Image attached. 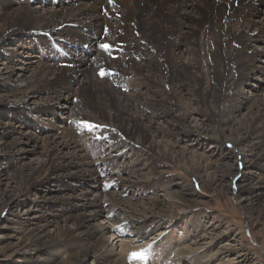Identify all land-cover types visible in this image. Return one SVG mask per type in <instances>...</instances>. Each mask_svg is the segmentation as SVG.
I'll return each instance as SVG.
<instances>
[{
  "label": "bare ground",
  "instance_id": "obj_1",
  "mask_svg": "<svg viewBox=\"0 0 264 264\" xmlns=\"http://www.w3.org/2000/svg\"><path fill=\"white\" fill-rule=\"evenodd\" d=\"M122 1L0 0V61L6 66L0 73V109L18 116L4 123L0 135V160H6L11 185L0 205L15 206L50 184L62 187L34 201L39 208L58 205L60 214L39 211L29 225L15 223L19 250L37 252L45 264H131L136 246L115 237L104 240L127 221L133 226L126 236L152 235L154 264H254L249 243L223 216L164 213L162 208L181 209L193 192L184 183L173 184L160 163L222 191L225 178H236L248 164L243 173L248 181L237 195L250 202L264 186V94L250 90L252 80L264 78V0ZM91 42L100 53L89 52ZM171 53H178L177 61L169 62ZM29 57L33 60L21 61ZM25 95L28 104L8 102ZM20 114L28 124L17 121ZM38 132L45 134L40 141ZM182 136L223 141L233 150L220 149L194 170L165 141ZM32 146L40 149L39 158L22 163ZM129 152L135 161L119 171ZM219 162L217 172L212 164ZM118 172L130 177L131 185H124L138 201L114 195L122 193L116 186L125 181ZM75 183L85 189L69 195ZM141 190L147 197L138 196ZM113 211L120 212L114 219L125 217L116 226L105 221ZM49 225L55 233L47 231Z\"/></svg>",
  "mask_w": 264,
  "mask_h": 264
},
{
  "label": "rangeland",
  "instance_id": "obj_2",
  "mask_svg": "<svg viewBox=\"0 0 264 264\" xmlns=\"http://www.w3.org/2000/svg\"><path fill=\"white\" fill-rule=\"evenodd\" d=\"M121 3H124V2L121 0ZM9 43L10 42H5L3 43L2 46L6 49L7 47H9L8 46ZM53 43L56 46V43L55 42ZM210 43H213V41ZM86 47L89 50V52H91L92 54L93 53L96 54L97 52L100 53L99 51L95 50V47H93L92 42L88 44ZM56 49L59 53L64 54L63 48L56 46ZM259 49L260 51L263 50L262 47ZM26 59L33 60L31 59V57H29V58L21 59V61H26ZM169 59H170L169 62L177 61L178 53H175V54L171 53ZM211 60L212 59L207 60L208 65H213L211 63L212 62ZM2 62L3 61H0V69H1L0 73L3 70L2 68L6 67L5 65H2ZM19 66H22V65L17 64V67ZM60 67L64 70L65 69L67 70L70 68L68 64H61ZM18 83L21 84V82H18ZM132 85H133L132 87L134 88V90L137 91V87H138L137 82L136 81L133 82ZM250 85H251L250 90H253L251 92H255L256 94V92L260 89V93L264 94V78H260L259 80H252L250 82ZM124 89H126L128 93L131 91L129 86ZM124 89L122 88L121 90H124ZM29 100L30 99H28L26 95L24 97L23 96H19V97L11 96L8 99V102L11 104H18V103L28 104ZM36 102L38 103L40 101H36ZM208 109H209L208 105H205L204 110H206L207 112L209 111ZM0 111H1L0 112V135H1V132L3 131L2 128L4 127V123L10 120H14L16 119L15 117H18V116L13 115L6 109L4 110L0 109ZM18 119L19 120L17 121L26 122V124H28L29 119H27L25 115L20 114ZM195 119H196L195 121L200 120L199 117L197 118L195 117ZM195 121L192 120L190 123L192 128H195L198 124ZM14 125H13L14 127H17V123ZM36 137H37V140L40 141L42 140L43 137H45V134L43 132L42 133L38 132V133H35V138ZM177 138L178 137H175V138L172 137L170 139L165 138V141H170L172 149H174L173 151L185 157L186 159L185 162L183 161L184 158H182L183 163L181 162V164L184 166V164L186 163V167H190L191 169H194V170H198V168L201 167L202 164L204 165L206 162V159L208 160V158L210 159V157L217 156L220 149L222 151L223 150H228V151L233 150V149L231 150V148H228L223 143V141L214 142L213 139L211 140V139L206 138L205 142L199 143V141H197V139H195V137L193 136H190V137L182 136L178 139ZM174 142H175V145H174ZM33 147L34 146L28 147V149H26L23 160L21 161L22 163H33L39 158L40 149L36 147L33 148ZM128 154L127 156L130 159L129 161H127L128 159H121L119 161V163H121L120 164L121 167L119 168V171H121L124 167H129L131 165L130 162L132 163L133 161H135L136 157L134 156V154L132 152H129ZM210 155H213V156H210ZM233 161L236 164V160L233 159ZM160 164L163 169L170 171V176L174 182L173 184H176L177 182L184 183L190 189H192L191 192H193V197L189 198L190 201H188V203L183 202V207L181 209L178 210L175 208L174 209L162 208L164 213L167 216L177 214L178 212H181V211L183 212V210H186L187 213L204 212L205 214L206 213L207 214H217V215L223 216L225 218V222L229 221L231 225H233L232 227H234L235 229H239L235 231L236 233L241 232L239 237L244 238L246 242L249 243V246L252 249L251 251L252 252L251 254L252 262L251 263L264 264V186H261L260 188L257 189L256 196L252 197L253 202L252 201L250 202L249 200H243L245 195H241L240 198L237 195L238 190H239L238 186L243 185L244 183L243 181H248V178H247L248 174H245L246 177L243 176L244 175L243 173H246L247 171H249L247 168L248 164H243L242 169H238L240 173L238 176H236V178H234L233 175H229L227 176V178H225V182H223V185H224L223 191L209 185L208 183L205 182V179L202 181L199 180V178L195 177L194 175H191L190 173L185 172L182 169H179L176 165L172 163L161 161ZM214 164H212L213 170L220 172V169L222 166L220 165L221 162L214 163ZM261 166L264 167V160L261 161ZM7 170H8V165L6 163V160L5 161L0 160V176H2L0 177L1 178L0 179V199L2 197L3 192L9 189L11 186L6 176ZM252 172L258 173L256 169H253ZM118 174L119 176L124 178L125 181L122 184L116 186V191L118 192L121 188L122 193L121 194L115 193L114 195L116 197L118 195L120 198H124V199L130 198V200L133 202L136 200L138 201V198L136 195L131 196L129 194V192L132 189L126 186V185H131L130 177H127V175L124 174V172L122 174L121 172H118ZM113 182L115 184H118L116 180H114ZM85 186L86 185H81V184H76V183L73 184L72 186L73 190H71L72 192H70L69 195L81 193V191L85 189ZM61 189L62 187L60 185L50 184V185H47V188H44L41 192L36 191L32 193L31 198L24 199V200L22 199L15 206H10L7 209H3V207L0 205V264H45L44 257L37 254V252L35 251L28 252V250H23V251L19 250L18 238H20L19 236L21 235H20V229H18L19 226L15 225V223H17L18 220H21L22 222H25L27 225H29L28 219L38 214H41L39 213V211H43V212L51 213L55 215L60 214L62 209H60L58 205L54 206L52 209H49L48 207L44 208L43 206L39 208V207H35L34 201L35 200L43 201L45 197L47 198L49 196H54L57 193H59ZM110 190L112 191V188H110ZM143 194L144 192H142V190L138 191L139 197H147L146 195L148 193L144 195ZM119 213L120 212L115 213L113 211L110 214V218L108 220H105V219L104 220L108 222L109 224L111 225L113 224L114 226H116L118 225V222L120 220L121 221L125 220V217L124 218L122 217L119 221L114 219L115 216L117 217L119 215ZM182 217L183 216H180V218ZM102 220H103V217H99L95 219L92 222V226L94 225L93 227L98 228ZM125 224L126 225H124V228L121 230V232L113 231L111 234H105L104 240L108 242L110 241L111 237H115L121 243L127 242V243H130L131 246L134 245L133 247L136 246L138 250L133 251V254L135 255L134 258L136 261L135 262L130 261L131 264L132 263L133 264H143V263L144 264H154L155 261L158 262L157 257H156L158 251L148 245L150 244V242L154 243V241L151 240L152 235L148 234L146 237L141 238V239L135 236L133 237L126 236L127 235L126 233H129L128 231L131 229L130 226H133V224L131 222L127 223V221L125 222ZM163 225H166V224L164 223ZM224 226L226 227L227 224L225 223ZM15 228L17 231L14 230ZM114 229H116V227ZM181 230L182 228L177 229L178 232H181ZM47 231L53 234L55 233L56 230L52 225H49L47 228ZM235 232L233 234H235ZM155 234H158V232L157 233L155 232ZM133 238H136V239L134 240ZM144 249H146V251ZM145 254L147 258H145L146 257ZM61 258L62 256L59 257L57 260L60 261ZM140 259H142L143 261ZM89 264H91V262Z\"/></svg>",
  "mask_w": 264,
  "mask_h": 264
},
{
  "label": "snow or ice",
  "instance_id": "obj_3",
  "mask_svg": "<svg viewBox=\"0 0 264 264\" xmlns=\"http://www.w3.org/2000/svg\"><path fill=\"white\" fill-rule=\"evenodd\" d=\"M101 48H103L105 51H110V46L107 45V44L101 45ZM100 75L101 76H105V75H107V73L101 71ZM86 127H88L91 130V128L94 127V126L91 125V124H87Z\"/></svg>",
  "mask_w": 264,
  "mask_h": 264
}]
</instances>
